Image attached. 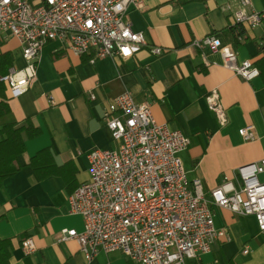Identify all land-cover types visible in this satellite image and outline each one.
<instances>
[{
	"label": "crops",
	"instance_id": "0c3cea01",
	"mask_svg": "<svg viewBox=\"0 0 264 264\" xmlns=\"http://www.w3.org/2000/svg\"><path fill=\"white\" fill-rule=\"evenodd\" d=\"M239 11L259 15L261 23L242 24L243 35L232 40ZM127 20L146 40L132 57L92 64L91 53L77 57L49 42L26 90L13 94L5 83L10 112L0 124L30 120L40 130L26 140L22 168L0 186V239H12L10 264H133L120 252L87 261L75 240L60 241L63 230H83L82 219L69 214L68 197L88 179L87 154L116 149L105 121L109 106L124 92L136 104H148L157 123L189 138L180 158L189 180L201 181L206 198L223 178L235 181L238 167L264 158V75L246 82L222 65L218 53L193 46L215 37L236 52L238 63L256 67L263 56L264 0L246 6L242 0H136ZM0 40V51L14 59L10 72L22 69L19 42ZM154 47L162 49L160 56L152 55ZM213 92L219 94L224 123L207 107ZM249 126L256 139L245 142L238 131ZM46 148L59 169L39 180L27 164ZM213 213L216 229L226 231L229 240L220 238L209 253L187 264H264V234L254 219L218 208ZM23 235L34 243L31 254L21 248Z\"/></svg>",
	"mask_w": 264,
	"mask_h": 264
},
{
	"label": "built area",
	"instance_id": "2783aa9c",
	"mask_svg": "<svg viewBox=\"0 0 264 264\" xmlns=\"http://www.w3.org/2000/svg\"><path fill=\"white\" fill-rule=\"evenodd\" d=\"M136 0H0V39L19 42L24 67L3 81L13 94L26 90L34 79L43 48L58 42L90 63L104 58L128 59L146 46L141 32L127 20ZM249 5V0H242ZM236 24L257 27L261 17L239 11ZM193 46L209 47L222 65L246 82L259 76L250 61L238 63L237 54L220 39L206 37ZM160 56L162 49H151ZM93 100L94 97L91 96ZM208 109L224 123L219 94L206 97ZM105 126L117 143L114 150L87 154L88 179L68 197L69 214L79 216L83 230H63L60 241L75 240L91 261L100 253L120 252L133 264H187L210 252L226 231L214 224L213 208L254 219L264 234V158L238 167L235 181L223 178L206 198L199 179L189 180L180 155L190 140L179 130L155 121L150 106L136 104L129 92L116 97L107 110ZM254 141L252 127L239 131ZM25 254L35 251L31 239L21 243ZM245 248L243 254H247Z\"/></svg>",
	"mask_w": 264,
	"mask_h": 264
},
{
	"label": "trees",
	"instance_id": "16d2710c",
	"mask_svg": "<svg viewBox=\"0 0 264 264\" xmlns=\"http://www.w3.org/2000/svg\"><path fill=\"white\" fill-rule=\"evenodd\" d=\"M242 24H236L230 30L232 40L243 35ZM3 41L0 40V48ZM263 56L255 63L261 76L264 75V42L260 47ZM14 64V59L10 53L0 51V120L10 112L5 97V82L2 80L10 73ZM40 135V130L35 128L30 120L23 123L0 124V186L3 180L15 175L21 168L20 157L26 150V140H33ZM36 174L39 180L54 175L59 167L56 166L51 151L46 148L32 156L27 164ZM76 189V188H75ZM74 189V190H75ZM22 236L21 243L26 240ZM11 238L0 239V264H10L11 260Z\"/></svg>",
	"mask_w": 264,
	"mask_h": 264
},
{
	"label": "rangeland",
	"instance_id": "374dc122",
	"mask_svg": "<svg viewBox=\"0 0 264 264\" xmlns=\"http://www.w3.org/2000/svg\"><path fill=\"white\" fill-rule=\"evenodd\" d=\"M112 254V253H111Z\"/></svg>",
	"mask_w": 264,
	"mask_h": 264
}]
</instances>
